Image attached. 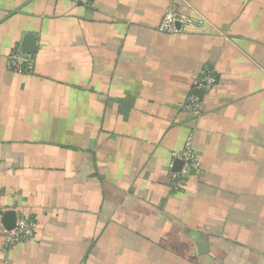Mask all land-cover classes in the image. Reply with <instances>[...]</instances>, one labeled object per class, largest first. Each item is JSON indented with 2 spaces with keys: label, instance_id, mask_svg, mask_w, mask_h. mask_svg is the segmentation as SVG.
I'll return each mask as SVG.
<instances>
[{
  "label": "crops",
  "instance_id": "1",
  "mask_svg": "<svg viewBox=\"0 0 264 264\" xmlns=\"http://www.w3.org/2000/svg\"><path fill=\"white\" fill-rule=\"evenodd\" d=\"M168 9L203 23L159 33ZM22 33L30 74L6 67ZM190 134L201 173L173 192ZM7 211L35 241L0 230V264H264V0H0Z\"/></svg>",
  "mask_w": 264,
  "mask_h": 264
},
{
  "label": "built area",
  "instance_id": "2",
  "mask_svg": "<svg viewBox=\"0 0 264 264\" xmlns=\"http://www.w3.org/2000/svg\"><path fill=\"white\" fill-rule=\"evenodd\" d=\"M71 1L73 3L80 2L84 5H88L93 0ZM202 23L203 21L199 19L174 11L173 9H168L156 26V31L172 35L186 27H200ZM6 67L18 74H30L33 70V62L29 54L23 53L17 49L7 56ZM216 82L217 77L215 73L212 70H205L197 75L192 85L193 89L206 93L212 90ZM182 110L197 117L202 112V103L197 97L189 95L183 103ZM192 143V135L190 134L185 139L181 152L173 153L172 155L174 160L182 162L180 170L170 175V188L173 192H177L182 188L185 178L189 175H198L201 173L200 162L195 154ZM0 230L4 235L2 244L5 248L12 247L20 242L31 243L35 241L34 223L23 218L18 219L15 222L14 228L11 230L5 229L0 220Z\"/></svg>",
  "mask_w": 264,
  "mask_h": 264
},
{
  "label": "water",
  "instance_id": "3",
  "mask_svg": "<svg viewBox=\"0 0 264 264\" xmlns=\"http://www.w3.org/2000/svg\"><path fill=\"white\" fill-rule=\"evenodd\" d=\"M21 51L26 54H33L35 52V37L29 33H22V42L20 44ZM197 96H201L203 92L194 91ZM182 166V162L179 160L174 161L173 171H179ZM2 224L5 229L11 230L15 225V213L13 211H7L3 214Z\"/></svg>",
  "mask_w": 264,
  "mask_h": 264
}]
</instances>
